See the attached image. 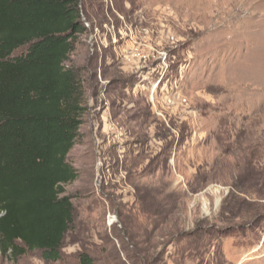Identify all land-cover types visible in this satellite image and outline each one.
<instances>
[{"label":"rangeland","instance_id":"374dc122","mask_svg":"<svg viewBox=\"0 0 264 264\" xmlns=\"http://www.w3.org/2000/svg\"><path fill=\"white\" fill-rule=\"evenodd\" d=\"M81 16L62 252L264 264V0H81ZM0 264L64 263L0 246Z\"/></svg>","mask_w":264,"mask_h":264},{"label":"trees","instance_id":"16d2710c","mask_svg":"<svg viewBox=\"0 0 264 264\" xmlns=\"http://www.w3.org/2000/svg\"><path fill=\"white\" fill-rule=\"evenodd\" d=\"M81 0H0V246L48 262L95 264L62 252L75 219L65 186L86 113L80 74L67 65L86 34ZM68 255V256H67Z\"/></svg>","mask_w":264,"mask_h":264}]
</instances>
